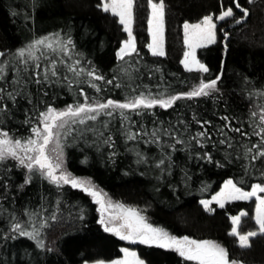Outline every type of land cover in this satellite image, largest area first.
<instances>
[{
	"label": "trees",
	"instance_id": "obj_1",
	"mask_svg": "<svg viewBox=\"0 0 264 264\" xmlns=\"http://www.w3.org/2000/svg\"><path fill=\"white\" fill-rule=\"evenodd\" d=\"M1 1L4 0H0V6ZM26 1L27 5H30L31 1L25 0V2ZM164 1L169 10V19H172L169 32V54L165 62L172 64L176 62L178 54L176 45L178 42L176 43L175 41L177 40L175 27L178 26L180 21L186 18H194L207 12L219 14L222 8L226 7H233L234 11L240 12L238 9H235V5L231 2V0ZM239 2L243 7L250 9V16L241 24H235V22L227 23V25L223 27V44L221 47L218 46L213 48V51H209L210 53L206 52L207 55L204 57V61L207 62L208 65L211 63L216 66L220 61V55L222 56L223 69L217 74L221 76L220 81H218L219 92L214 93L208 98L201 97L195 98L193 101L186 99L177 101L173 105L174 107L167 109L168 116L172 118L171 125L177 123L178 120L183 119L189 126H193L197 124L193 117L198 120H208L211 121V123L213 122L221 125L224 123V121H222L220 117L229 116L238 118V120L233 119V126L237 125L236 122L248 120V116L250 117L251 112L255 111L259 113V105L264 104V98L252 95V93L259 89H256V87H259L262 81H264V0H257V3L253 5H249L247 0H239ZM24 3L23 5H25ZM99 3L100 0H39L38 5H40L42 8H45L46 15L37 12V18L33 21L27 19L23 13L18 10H9L7 11L5 17H0V51H4L10 47L13 37L14 40L15 38L20 39L21 36H25L26 34L30 35L36 31H40L39 22L49 26L57 25L58 29L70 33L74 40L78 38L76 40L77 43L82 45L84 43L87 44L81 49L83 54L79 55L81 66H83L85 70L94 69L98 74H100V72L102 75L106 74L108 79L115 78L114 84L123 83L122 85H127L123 81L121 82L118 80L112 71L107 72L111 69V66L113 65L112 63H114V48L125 39V33L122 29V25H120L118 22V18L113 17L111 13H104L101 8L97 7ZM148 10L149 8L147 0H134V16L138 17L139 19H145ZM13 13H16V15H13ZM88 16H93L98 20L100 29L104 32V37L93 36L91 40L90 35H87V31L83 34V37L79 33L78 35L75 33V21L77 19L84 20ZM91 32L94 33L93 29H91ZM225 33H227V38H225ZM240 52H244L245 54L249 53L251 55L250 63L248 61L244 63V61H242V57L238 58L237 61H232V65H234V67L237 66V68L231 67V69H233V74L229 79L224 77V66L227 65L225 62L228 59H233V57L238 55ZM37 55L39 56V53H37ZM161 65L163 69L164 66L163 64ZM129 68L131 72L133 69H131L132 67ZM148 69L149 70L146 72L142 71V73L137 72L134 74L135 79H139V81L134 83V85L137 86V88L140 86H147L150 91V86L154 84V87L156 86V92L154 91V94H156L158 91L160 92L162 90H160V88H165L164 85L168 86L166 82L167 80H170V78L167 76V74H165L166 77L164 78L159 71H156V66H150ZM16 70L13 71L12 69L8 73L9 79L12 78V73H14ZM215 77L211 79H215ZM201 79L206 80V78L201 76L198 77L197 75L188 79L186 75L182 73V71L177 69L175 76L171 78V80H174L175 82H171L172 84L169 86L178 90L170 87L173 91L171 89L166 91H169L171 94L188 92L191 90L193 85L198 84L199 80ZM140 80H142L144 83L140 82ZM163 82L164 85L161 84ZM94 83H97L101 87V92L104 94L101 92L99 94L89 93L85 89V85H83L82 87L89 97H100L104 100L111 98L116 101H123V96L125 93L128 95L132 92L131 88L121 87L117 89L112 85H108L111 86L108 90L110 93H108V91H104V89H106L108 86L101 84L100 81H94ZM72 87L75 96L78 97L74 100H71V103L69 101L68 104L64 105L65 107L69 104L76 103L77 99H79L80 102H83L84 98L78 95L80 88L75 86ZM37 89L38 87L33 88L32 91H29L32 94L33 104L35 107L33 104H29L28 101L23 98V96L17 98V103L15 105H13L11 101L5 100V103L8 104L9 114L4 116L3 119L9 123H12L14 128L11 130L4 129L0 124V130L9 131L14 137L17 138L30 136V127L38 123L36 116L38 115L40 109L45 104L55 103L48 93L46 96L43 94L44 91L48 92L46 87L40 91ZM112 93L115 94L111 96ZM64 106H57L54 108L64 109ZM157 109L160 110L159 107ZM157 109H152L151 114L155 113ZM142 116L145 117L146 115ZM28 117L32 118V124L25 123V120ZM116 118L112 121L108 120L109 125L114 120H117ZM101 119L105 120L103 117ZM96 126L104 131L105 136L110 135L109 128L103 129L102 124L99 123H97ZM197 126L199 127L198 124ZM208 131L212 133V126L208 128ZM72 135H74V133H72ZM230 135L240 139V144L248 143L247 140H244L238 134L231 133ZM73 138L68 137V140L71 141V139H73L78 142L81 151H83L80 154V158H83V160H89V158L93 156L94 152H98L99 150L100 152H98V158L102 160L108 171L115 170L117 167H119L117 164H121L122 159L120 158V153L116 151L114 146L115 143L113 144V147H109L107 144L101 142L103 137L97 139L96 136H94L90 131L82 134L80 141H77L78 138H75V136H73ZM251 140L255 141L256 138L252 137ZM193 145L194 147L196 146L195 142ZM204 147L196 146V151H198V153L202 156V150ZM220 152L221 153L219 156H215L220 160L221 163H225L227 161L226 156L229 154L227 147L224 146L220 148ZM67 154H69V152ZM212 155L214 156V154ZM78 156L79 155H77V157ZM199 161L200 164L202 162L206 165L202 159ZM215 164L216 161L213 159L210 166L213 168V171L216 170V172H208V179L212 177L217 178L222 176H230V170L219 171L220 168H216L214 166ZM249 165L251 166V169L261 175L260 171L257 170L262 167L259 162H256L255 168L252 167V164ZM206 167L208 166L206 165ZM13 168L14 166H11L10 171L5 169L6 172L1 174L0 203H4V205L9 203L12 214H15L16 217H19L21 216L20 214L22 213V208L19 207L20 204L18 202V197L24 188L21 187L20 189L17 179L19 182H23V180H21V176H18L16 171H13ZM189 168L190 164L188 162H183L181 158H178L177 163L173 165L172 174L169 177L163 179L160 177V180L156 184H152L153 186H156L154 189H150L148 186L146 187V184L143 183V181H145L143 180L145 175L142 172L140 173L142 177H138L134 172H132L131 177H119V179L115 181L113 172H110L112 177L109 176L110 174H108L107 177L104 171L95 167L93 164L92 169L97 171L99 177L104 180V183H99L97 180H94L91 174H88V177L90 176V179H92V182L96 185L99 184L103 187L107 184L106 188H104L114 197L118 196L124 200L141 202L149 206L152 220L163 225L167 229L168 233L172 236L177 237V229L181 228L195 238H199V240H206L207 238L210 240H216L230 237L228 235V232L231 230L230 215H227L220 210L205 211L202 204L196 199V195L193 191L194 189L192 190L193 193L189 195V190H187L189 187H185L187 184L189 186V181L191 178V174H189ZM240 168L241 166H238L237 170H240ZM132 170L134 169L130 168L128 171ZM140 170H142V167ZM12 174H14V182L11 177ZM116 175L121 176L118 175V173H116ZM197 179L202 180L204 177L198 176V178H196L194 174L193 180L197 181ZM119 181L122 184H119ZM150 181L151 180H148L146 182ZM163 183L166 187L161 194V192L158 193L157 191H159L161 187L164 186ZM108 184L110 186L112 185L113 187H109ZM182 184L185 185L184 189L186 188L187 191H184L183 188L181 189ZM5 185H7V187H5ZM194 185L196 189L197 185L195 183ZM62 186L72 190H79L72 188L69 184H62L60 187ZM100 186L99 188H101ZM38 197L40 200H44L45 198L47 199L46 192H43L40 195L37 193L34 195L35 199H38ZM92 205L93 209L96 210V204L93 203ZM243 208L244 211L248 213V216L242 218L239 231L241 233H246L247 231L256 230L253 220V206L249 203H244ZM59 217V222H54L52 224L53 233L49 239L51 246L49 249L44 251V255L51 254L55 257V264H75L81 257L88 258L90 256L95 257L106 255L110 250L116 248L117 241L115 240L114 235L109 236L108 234L106 235L102 233L101 229H99L100 225H95L92 220H80L77 210L73 212L71 211V214H60ZM96 221H99L97 213ZM7 222H9V220ZM12 222L13 221H10L9 223H6L0 227V264H11V260H8L9 253L7 252V246L13 241L11 239H5L4 237L9 234L10 225ZM62 236H66L67 238L64 241V246L59 247L58 240ZM251 243L252 246L249 249H240L238 246L236 247L235 260L241 261L242 264H264V237L253 238ZM146 248L150 249L147 250L150 253L156 251L154 249H158V247L155 248V246H146ZM164 250H168L173 253L157 250L156 252L158 254L151 255L152 258L150 260L152 262L150 261V263L180 264L182 261H184L175 251L169 249ZM25 261L18 257L13 264H27L26 259ZM31 264H44V261L42 260L41 263L34 262Z\"/></svg>",
	"mask_w": 264,
	"mask_h": 264
},
{
	"label": "snow or ice",
	"instance_id": "obj_2",
	"mask_svg": "<svg viewBox=\"0 0 264 264\" xmlns=\"http://www.w3.org/2000/svg\"><path fill=\"white\" fill-rule=\"evenodd\" d=\"M231 2L235 5V9L243 14L241 17L235 18V24L246 21L250 16V9L243 7L239 0H231ZM247 3L253 5L257 3V0H247ZM147 4L150 9L147 23L149 36L151 37V43L147 45V48L153 57H162L165 55V5L163 0H160L159 3L147 0ZM97 7L101 8L104 13H111L113 17H117L119 24L123 26V31L127 33V40L122 43L121 48L116 53L118 60L125 61L126 58L132 57L137 52L132 31L134 0H100ZM13 15H16V13H13ZM233 17H236L233 7H226L222 8L215 19L225 21ZM183 29L184 44L188 51H185L181 64L187 72L207 73L209 69L196 59L195 49L216 42L217 25L213 16L206 15L200 22L195 24L185 22ZM225 38H227V33H225ZM73 52L74 44L71 36H61V33L56 32L34 38L30 43L17 49L14 53H10L9 58L0 60V122L3 121L4 116L9 114L8 104L5 103V100L11 101L15 105L17 98L23 96L29 104H33L32 94L27 91L28 86L33 83L38 86V91L53 84L72 88L73 83H76L77 85L86 84L87 87L99 93L102 89L94 81H100L117 89L121 87L131 88L132 92L125 95L123 101H116L111 98L104 100L100 97H89L81 87L78 95L84 98L83 102L77 99L76 103L69 104L64 109H55L50 105H46L45 109L40 110L36 116L38 123L30 127V136L17 138L9 131L0 130V165H6L11 160L16 162L14 165L16 168L27 170L28 174L25 175L21 187L28 185L33 176L38 175L42 179H47L50 184L56 185L57 188L62 184H70L72 188H78L85 192L92 197L94 203L99 205L98 211L101 217L99 223L104 225V231L111 232L120 240L175 251L184 261L190 262V264H242L241 261L230 259L229 250L216 241L172 236L164 229L149 224L136 208L126 207L120 203L114 204L111 200H106V194L96 190L91 182L70 178L66 172L62 171L57 174L62 167L63 145L61 136L70 135L73 131V125L83 126L80 129L81 134L90 131L97 139L103 137L102 143L113 147L112 136H105L104 131L96 126L99 123L102 124L103 129L109 127V121L102 120V117L112 119L119 117V129L125 137L126 143L127 141L138 142L140 138L149 136L151 139L146 140L145 143L156 144L162 150L164 147L161 142L163 137L175 142L168 145L169 147L174 148L175 145L184 144L185 140L178 132H187L189 125L183 119L177 121L178 124L184 125L183 129H178L176 125H169L166 128L154 127L149 133L142 128L131 131L130 129L136 126V122L132 120V115H129V113L137 116L148 115L151 114L152 109L157 107L164 110L170 109L181 99L192 100L193 98L211 97L214 93L219 92L218 81H220L221 76L217 75L215 79L207 81L201 79L198 84H194L191 90L185 93L166 94L165 90L154 95L151 91H137V86L131 83L134 78L130 72L125 73L130 83L122 85L119 83L114 84L115 78L106 79L94 69L85 70L81 66L80 59L73 57ZM37 53H39V56ZM49 53H51V58H49ZM5 56L4 52H0V57ZM63 57H67V60ZM41 59H47L48 64L42 67L38 62ZM13 62L17 65V70L12 73V78L9 79L7 75L9 69L6 65ZM59 66H64L71 75L61 77ZM156 71H159V69H156ZM64 81L67 83L65 84ZM43 94L46 96L47 92L44 91ZM252 95L264 98V89H258ZM33 106L35 107L34 104ZM259 108V113L253 111L250 114L248 122L250 131H245L244 128L239 126L233 127V119L238 120V118L229 116H221L220 119L224 123L216 126V135L223 137L218 141L219 145H226L228 148L235 146L236 137L229 136V133L238 134L248 141V143L240 144L244 149L242 158L247 159L253 168L256 167V162L264 166V104L259 105ZM193 119L202 130L190 134L187 143L191 145L194 141L196 146L204 147L206 141H212V134L208 131V128L211 127V121L198 120L195 117ZM88 122L93 123L89 124ZM25 123L32 124V118L28 117ZM252 137L256 138L254 142L251 140ZM50 151L55 153V159L49 155ZM227 155L230 157L231 154ZM136 156L137 163L146 162L142 152L137 151ZM197 158L207 159L209 162L212 160L211 154L207 152L203 154V157L198 156ZM166 159L170 158L166 154L162 155L155 167L164 171L162 166L165 165ZM243 167L245 174H248V165L245 164ZM257 170L264 177V167ZM258 193H264V185L260 183L252 184L251 191H245L229 179L224 183L220 192L212 197L211 201L201 200L200 203L205 211H212L209 207L212 203L224 208L228 202L251 200L255 197L253 220L256 230L247 231L246 233L239 231L242 218L248 216L247 212L241 211L238 215L230 217L231 230L228 232L230 237L236 239L237 246L240 249H249L252 246L253 238L264 237V197L258 195ZM3 211L6 210L0 208V212ZM25 215L30 220L41 218V214L35 210L29 211L26 209ZM11 218L13 223H11L10 232L4 237L5 239L15 240L18 237H27L35 240L39 235V231L36 229L27 231L26 226L20 223L15 214H12ZM50 219H56L55 212L52 213ZM40 227H45V225L41 224ZM36 246L43 248V241L37 240ZM121 251L124 253V259L113 261V264H143L142 261L136 259L134 252L127 249Z\"/></svg>",
	"mask_w": 264,
	"mask_h": 264
},
{
	"label": "rangeland",
	"instance_id": "obj_3",
	"mask_svg": "<svg viewBox=\"0 0 264 264\" xmlns=\"http://www.w3.org/2000/svg\"><path fill=\"white\" fill-rule=\"evenodd\" d=\"M30 5H27V1L25 2V0H4L1 1V6H0V17H5L7 11L9 10H18L21 13H23V15L33 21L34 19H36L37 17V12H39L40 14H45L46 15V10L45 8H42L40 5H38L39 0H29ZM25 2V3H24ZM153 2L155 3H159L160 0H153ZM23 3L25 5H23ZM163 3L165 5V15H164V51H165V55L162 57H153L151 55V53L149 52L147 45L149 43H151V37L149 36V32H148V16L150 14V9L148 10L147 16L145 17V19H139L138 17L134 16V22L132 25V31H133V36L135 39V44H136V48H137V52L134 53L132 55V57H128L125 59V61H120L117 58L116 53L119 51V49L122 46V43L124 41L127 40V33H125V39L117 46H115V50L113 51V57H114V63H112L111 65V69L107 72L112 71L116 77L118 78V80H120L121 82L123 81L125 84H129L130 81L127 79V76L125 73L130 72V68L132 73L133 78L135 73H142V71H147L149 70L148 67H154L156 66L157 69H159L160 74L165 78L167 74V76L170 78V80H167V85H164V82L161 83L162 85L165 86L160 88L161 91H165V90H170L171 87L169 85H171L174 80H171L172 77L175 76V72L176 70H180L182 71V73H184V75H186V77L192 78L195 77V75H197L198 77H204L206 78V80L211 79L213 77H215L220 70L223 69V64H222V56L220 55V61L218 62V64L215 66L213 64L210 63V65L207 64V62L204 61V57H206L207 53L209 51H213V48H216L218 46L221 47V45L223 44V27L225 25H227V23H232L235 21V18L237 17H241L242 13L241 12H236V17L233 18H228L225 21H217L215 19L216 16H218L219 14H212V13H204L201 14L199 16H196L194 18H189V19H183L182 21L179 22L178 26L175 27V32L177 34V40L176 41V45H177V50H178V54H177V58H176V62L174 64L169 63V62H165V60L168 58V54H169V45H170V36H169V32H170V28H171V24H172V19H169V10L168 7L165 3V1L163 0ZM38 13V14H39ZM206 15H211L213 16L214 22L217 25V29H216V42L215 43H210L207 44L205 47H198L195 49V55H196V59L198 61H200L201 63H203L208 69L209 71L207 73H198V72H187L184 69V66L181 64V60L184 59V53L185 51H188L187 47L184 44V29H183V24L185 22L189 23V24H195L198 23L202 20V18ZM220 24V25H219ZM39 29L40 31H36L33 34H26L25 36H21L20 39H13L11 40V44L10 47L7 48L4 51H0V52H4L6 54L5 57H0V60H4L6 58H9V54L10 53H14L17 49L23 47L24 45L30 43L34 38L37 37H41V36H45L47 34H53L55 32H59L61 33L62 36H71L72 40H73V44H74V52L72 53L73 57H78L80 54H83L82 52V47L86 46L87 44H79L76 42V40L78 38H76L75 36V40L72 37V35L66 31H63L61 29H58L57 25H47V24H43L39 22ZM75 33L78 35V33L83 37V34L87 31V35H90L91 40L94 37H104V32L100 29L99 26V22L98 20L93 17V16H88L86 17L84 20H79L77 19L75 21ZM91 29H93V32H91ZM123 29V26H122ZM207 52V53H206ZM210 53V52H209ZM243 58L242 61H244V63L246 61H248L250 63L251 60V55L245 54L244 52H240L238 55H236L235 57H233V59H228L225 63L227 64L226 66H224L225 68V73H224V77L226 78H230V76L233 74L231 67L233 68H237V66L234 67V65H232V61H237L238 58ZM49 58H51V53H49ZM63 59L67 60V57H63ZM42 67L46 66L48 64V60L47 59H41L40 61H38ZM131 62V63H129ZM164 66V68L162 69V65ZM6 67L9 69L8 73L13 69L16 70L17 69V65L13 62L9 65H6ZM31 68V65L29 66ZM61 68V77H63L64 75H71L69 72H67L66 68L64 66H59ZM137 67V68H136ZM230 68V69H229ZM221 72V71H220ZM7 73V75H8ZM100 74L102 75V73L100 72ZM111 74V73H110ZM103 76L108 79L106 74H103ZM264 79V78H263ZM137 81H139V79H135L133 80L131 83H137ZM140 82H142V80H140ZM175 82V81H174ZM64 83L66 84L67 82L64 81ZM101 84H104L103 82H100ZM144 83V82H142ZM123 84V83H122ZM152 84V83H151ZM106 86H108L107 84H105ZM235 85V83H234ZM72 86L75 87H79L81 88L83 85H77L76 83H73ZM175 86V85H172ZM38 87L37 85H35L34 83L28 86V91H32L33 88ZM48 89V94L50 95L51 99H53L55 101V103H51V104H45L40 110H44L46 105H50L53 108L57 107V106H64L66 104L71 103V100L76 99L77 97L75 96L74 91L72 90V88H68L66 86H57L55 84L53 85H49V86H45ZM111 86H108L106 89H104V91H108L110 89ZM171 87V88H170ZM152 93L154 94V91L156 89V86L154 87V84H152L150 86ZM264 89V81H262V83L259 85V87H256V89ZM85 89L89 92V93H97L94 89H91L89 87H87V85L85 84ZM176 89V88H174ZM139 90H144V91H149V88H147V86H140L137 88V91ZM150 90V91H151ZM172 90V89H171ZM178 90V89H176ZM173 91V90H172ZM156 92V91H155ZM159 92V91H158ZM86 93V92H85ZM102 94H104L103 92H101ZM108 93H110L108 91ZM170 93L169 91H166V94ZM115 94V93H114ZM113 93L111 94V96L114 95ZM171 94V93H170ZM125 95H127L125 93ZM125 95L123 97H125ZM155 95V94H154ZM195 100L192 99V101ZM65 107V106H64ZM174 107V106H173ZM158 108V107H157ZM156 108V109H157ZM132 115V120L136 122V126L134 128H131V131H137L140 130L141 128L148 131L149 133L153 130L154 127H160V128H166L169 125H171V120L172 118L168 116L167 110L164 109H157V111L153 114H149L146 115L145 117L143 116H137L134 114H129ZM105 119V121L108 120H113L112 118L109 117H103ZM247 118V117H246ZM117 120H114L113 122H111V124L109 125V129H110V135L112 136V140H113V144L116 148V151L120 153V158L121 160V164H117L119 165V167H117L115 170H111L108 171L106 169V166L103 164L102 160H100L99 154L98 152H100L98 150V152H94L93 156L89 158V160H83V158H80V154L81 152V148L78 145V142H76V140H73V136H75V138L77 137V141H80V137H82V134L80 132V129L83 126L80 125H73V131L71 132L70 135L68 136H61V143L63 145V155H62V167L61 169L58 171L57 174H59L60 171L62 172H66L70 178H76L82 181H86V182H91V185L95 187L96 190L101 191L102 193L106 194L105 195V199L106 200H111L114 204L115 203H120L125 205L126 207H132V208H136L137 210L140 211V215L144 216L146 221L151 224L153 227H157V228H161L164 229L165 231H167V229L161 225L158 224L156 222H154L151 218V211L149 206L145 205L144 203L141 202H136V201H129V200H124L120 197H114L112 196L105 188V186H100L98 183V185L101 187L99 188L98 185L94 184L92 182V179H90V176L88 177V174L93 176L94 180H97L99 183L103 182L104 180H102L97 171H95L94 169H92L93 164L95 165V167L100 168L102 171H104L108 177V174H110V172L114 173V180L116 181L117 179H119V177H123V178H128L132 176V172H134L138 177L141 176V172L145 175L144 179L145 181H143L144 184H146V187L148 186V188L150 189H154L156 188V186L152 185V184H156L159 180L160 177L166 178L169 177L172 174V169H173V165L177 163L178 158H181V160L183 162H188L190 164V168H189V174H191V178L189 181V186L188 184L185 186L184 184H182L181 189L183 188V190L185 191L186 188L185 187H189V189L187 188V190H189V195L191 193H193L196 195V199L200 202L201 200H212V197L215 196L217 193L220 192L221 188L223 187L224 183L231 179L233 180L234 183L237 184L238 187H241L243 190L245 191H251V185L252 184H256V183H260L262 185H264V177H262L259 173H256L253 169H251L250 167V163L247 159H243V152L244 149L240 146V139L236 138V140L234 141V147L233 148H228L226 145H219L218 141L220 139H222L223 137L216 135V126L219 125L218 123H211L212 126V141H206L205 143V147L202 150V153L204 154L205 152L210 153L211 154V162H209L207 159L203 158H197L199 157H203L201 154L198 153L196 146L194 147L193 143L194 141L191 143V145H189L187 142L189 141L190 138V134H195L196 131H200L199 127L197 126V124L193 125V126H189L188 131L187 132H178L179 135L182 136V138L185 140L184 144H179L175 145L174 148L169 147L168 145L170 144H174L175 142H172L171 140H169L166 137L162 138V144L164 145L163 150L161 149L160 146L156 145V144H146L145 141L148 139H151V137L149 136H145L139 139L138 142L136 141H127V143L125 142V137L122 135L120 129H119V124H120V120L119 117L117 116L116 118ZM241 120V119H239ZM248 122H249V116H248V120H244L242 122H236L237 125H233V127H242L245 129V131H250V129L248 128ZM89 124H92L93 122H88ZM2 128L4 129H8L11 130L12 128H14L12 123H9L7 121H5L3 119L2 122H0ZM173 125H176V127L178 129H183L184 125H178L177 123H174ZM107 128V129H108ZM72 133H74V135H72ZM231 134V133H230ZM230 134H228L229 136H231ZM234 135V134H233ZM23 136V135H22ZM68 137H71L73 139H71V141L68 140ZM86 137V136H85ZM253 141V140H252ZM215 142V143H213ZM243 142V141H242ZM254 142V141H253ZM227 147L228 152L231 154L230 157L226 156V162L225 163H221L219 159H217L216 156L220 155V148L222 147ZM142 152L145 156L146 162L145 163H137V156H136V152ZM69 152V154H67ZM66 153V155H65ZM167 155V157H169L170 159H166L165 165L162 166V168L164 169V171H161V169L156 168L155 164L159 161V159L161 158L162 155ZM214 154V156L212 155ZM49 155H51L53 157V159H55V153L54 152H49ZM77 155H79L77 157ZM216 155V156H215ZM69 156V157H67ZM83 156V155H82ZM110 156V155H109ZM111 157V156H110ZM200 159H202L203 162L206 163V165L208 167H206V165L204 163L201 162V164L199 163ZM213 159L216 161V164L214 165L216 168H220L219 171H224V170H230L229 174L230 176H222V177H212L210 179H208L207 174L208 172H216V170L213 171V168L210 166V164L212 163ZM15 161H11L9 160L6 165H0V177H2L1 174L5 173L6 170L10 171L11 166L15 165ZM247 164L248 168H249V172L248 174H245L244 172V165ZM205 166V167H204ZM238 166L240 168V170L238 169ZM142 167V170H140V168ZM264 167V166H262ZM130 168H133L134 170L132 171H128L130 170ZM6 169V170H5ZM128 169V170H125ZM13 171H16L18 176H21V180H23L24 182V178L25 175H27V170L23 169V168H16L14 166ZM116 173H118V175L121 176H117ZM194 174L195 177L198 178V176H203L204 179H197V181L193 180L194 179ZM110 177H112V175H109ZM13 182H14V174L11 175ZM142 177V176H141ZM148 180H151L150 182H146ZM19 185H20V189H21V185H23V182L17 179ZM195 181V182H194ZM241 181H243V183H241ZM119 184L120 181L118 182ZM194 183L197 185L196 189H195V185ZM164 184V183H163ZM70 185V184H69ZM71 186V185H70ZM109 187H113L112 185L110 186L108 184ZM117 186V185H115ZM122 186V185H121ZM194 186V187H193ZM105 187V188H104ZM165 184L164 186L161 187V189L159 191H157L158 193L164 191L165 189ZM22 188H24V190L20 193L19 195V207L22 208V213L20 214L21 216H17V218L19 219L20 223L22 225L26 226V230L27 231H33L34 229L39 231V235L36 237L35 240L29 239L27 237H18L15 240H12L13 242H11L8 246H7V252L9 253V258L11 260V264L14 263V261L16 260V258L20 257L23 261H25V259L27 260V264H31V263H41L42 260L44 261V264H55L54 260L55 257L52 256L51 254L48 255H44V251H46V249L50 248V238L51 235L53 233V227L52 224L55 222H59V215H63V214H71V211H75L77 210L78 212V216L80 217V220L82 221H90L92 220L94 222L95 225H100V228L102 233L104 234H108L109 236H113V234L111 232H105L104 231V225H102L101 223H99V221H96V213L98 216V219L100 220V212L98 211L99 209V205L93 202L92 197L87 196V194H85V192L79 191V190H72L69 189L67 187H59L57 188L56 185L50 184L47 179H42L40 178L38 175H34L32 181L28 184L25 185V187L23 186ZM10 189V187H9ZM78 189V188H77ZM194 189V190H193ZM186 190V191H187ZM193 190V191H192ZM46 192L47 195V199L45 198L44 200H40L39 197L38 199L34 198V195L37 193L38 195H40L41 193ZM188 195V196H189ZM258 195L264 197V193H258ZM96 204L97 209H93V203ZM37 203H36V202ZM181 202V201H180ZM92 203V204H91ZM244 203H249L250 205L253 206V216H254V209H255V197H253L251 200H239V201H231L225 204L224 208H220L218 207L215 203L210 204V208L212 210H220L223 213H226L227 215L234 216V215H238L241 211H244L243 208V204ZM10 204L7 203L6 205H4V203H0V208L6 210L3 212H0V227H2L3 225H5L6 223H9L12 220V210L9 206ZM64 205V206H63ZM65 207V208H64ZM29 210V211H33L35 210L36 212H39L41 214V218H36L34 220H30L29 217L27 215H25V210ZM97 211V212H96ZM55 212L56 215V219L52 220L50 219L52 213ZM107 217V214H106ZM9 220V222H7ZM13 223V222H12ZM99 223V224H98ZM41 224H44L45 227H40ZM99 227V226H98ZM51 230V231H50ZM178 234L177 238H183V237H189V238H193L196 240H199V238H195L194 236H192L191 234H188L187 232H185L184 230H182L181 228H178ZM180 230V232H179ZM168 232V231H167ZM115 236V235H114ZM66 236H62L59 240H58V246L63 247L64 246V241L66 240ZM115 240L117 241V245L116 248L110 250L106 255H101V256H95V257H88V258H83L81 257L80 259L77 260V262L75 264H101V262H103V264H113V261H117V260H123L124 259V253L121 251L122 249H127L130 252H134L136 254V259L140 260L143 262V264H151L150 263V259L152 258L151 255L154 254H158L156 251H162V252H169V253H173L171 251L168 250H164L165 248H158V249H154L156 251H154L153 253L148 252L146 246H149L147 244H140V243H130L129 241H125V240H120L117 236L114 237ZM201 239V238H200ZM37 240H42L44 247L43 248H39L36 246L37 244ZM206 240H210V239H206ZM212 241H216L217 243L223 245L226 249L229 250L230 253V259H236V254H235V250L237 247V243H236V239L235 238H231L228 237L226 239H216V240H212ZM157 248V247H155ZM171 256V255H170ZM7 260V261H8ZM26 262V261H25ZM152 262V261H151ZM180 264H190V262H185L182 261Z\"/></svg>",
	"mask_w": 264,
	"mask_h": 264
}]
</instances>
